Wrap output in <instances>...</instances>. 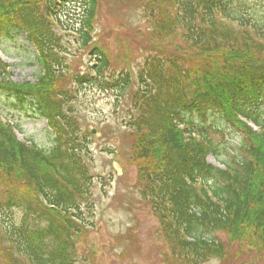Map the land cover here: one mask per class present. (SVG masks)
Instances as JSON below:
<instances>
[{
	"label": "trees",
	"instance_id": "1",
	"mask_svg": "<svg viewBox=\"0 0 264 264\" xmlns=\"http://www.w3.org/2000/svg\"><path fill=\"white\" fill-rule=\"evenodd\" d=\"M133 1L151 41L126 124L141 199L180 264L225 263L230 244L264 263V21L252 16H264V0ZM68 4L82 6L73 32L91 57L71 75L77 87L125 92L134 82L130 70L112 73L94 42L98 0H0V39L22 33L40 69L34 83L15 84L0 60V105L42 117L54 136L48 149L23 142L0 115V264H78L93 217L89 143L61 87L56 30ZM223 151L222 166L209 163Z\"/></svg>",
	"mask_w": 264,
	"mask_h": 264
},
{
	"label": "rangeland",
	"instance_id": "2",
	"mask_svg": "<svg viewBox=\"0 0 264 264\" xmlns=\"http://www.w3.org/2000/svg\"><path fill=\"white\" fill-rule=\"evenodd\" d=\"M98 1L99 13L92 33L94 42L103 46L110 56L111 72L117 74L124 69L130 70L134 82L125 92L101 91L93 85L77 87L71 75L86 72L91 57L87 49L78 44V36L73 32L82 6L68 4L64 7L56 30L68 68V77L62 81L61 87L73 92L68 105L74 111L82 133L87 136L90 154L87 165L93 176V217L87 218L90 222L88 234L77 245V263L180 264L171 257L156 217L139 195L136 169L130 163L132 130L126 124L131 111L130 97L137 88L135 73L149 51L150 24L142 19L141 8L133 0ZM252 16L264 21L260 9H256ZM8 37L0 39V60L8 66L10 81L34 83L40 71L34 49L22 33H12ZM0 115L17 126L19 140L51 148L54 136L42 117H20L4 110L3 105H0ZM210 123L218 124V121L213 118ZM228 134L232 135L229 131ZM213 138L221 147L226 146L219 135L215 134ZM225 158L223 151L217 157L208 156L207 160L219 167ZM15 213L19 215V212ZM216 236L227 243L222 233ZM227 257L225 263L209 260L203 264H264L254 251L243 245L230 244Z\"/></svg>",
	"mask_w": 264,
	"mask_h": 264
},
{
	"label": "water",
	"instance_id": "3",
	"mask_svg": "<svg viewBox=\"0 0 264 264\" xmlns=\"http://www.w3.org/2000/svg\"><path fill=\"white\" fill-rule=\"evenodd\" d=\"M94 133V132H93Z\"/></svg>",
	"mask_w": 264,
	"mask_h": 264
}]
</instances>
